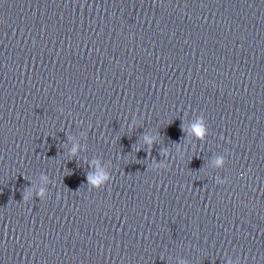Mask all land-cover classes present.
<instances>
[{"label": "water", "instance_id": "95a60500", "mask_svg": "<svg viewBox=\"0 0 264 264\" xmlns=\"http://www.w3.org/2000/svg\"><path fill=\"white\" fill-rule=\"evenodd\" d=\"M229 259L264 264V0H0V264Z\"/></svg>", "mask_w": 264, "mask_h": 264}, {"label": "clouds", "instance_id": "9594fccd", "mask_svg": "<svg viewBox=\"0 0 264 264\" xmlns=\"http://www.w3.org/2000/svg\"><path fill=\"white\" fill-rule=\"evenodd\" d=\"M194 127H195V132L197 134H200L202 132L206 133V131H207L203 117L198 119V121H197L196 125H194ZM144 142L151 144L153 142V138L149 137V136H145ZM70 151H71V153L74 154L77 151V147L74 145ZM218 160L220 161L218 166L222 167L223 166L222 165L223 157H219ZM92 166L94 168V171L88 176V183H89V185H91L94 188H99L102 185H104L110 179V174L107 171V169L103 165H101L99 162H93ZM48 182H49V178L46 175L41 177L40 186H39L38 190H36V193H35L40 198H43L46 195L45 185ZM219 182H223V181L221 180ZM33 191H34L33 188H29L24 193L23 200L27 201L29 198H31L33 196ZM179 264H186V261L180 260ZM226 264H232V261L229 259L226 262Z\"/></svg>", "mask_w": 264, "mask_h": 264}]
</instances>
